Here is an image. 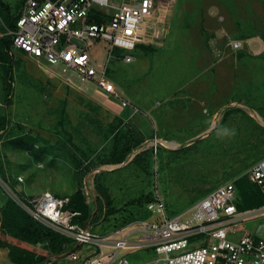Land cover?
<instances>
[{"label": "rangeland", "instance_id": "rangeland-1", "mask_svg": "<svg viewBox=\"0 0 264 264\" xmlns=\"http://www.w3.org/2000/svg\"><path fill=\"white\" fill-rule=\"evenodd\" d=\"M0 1L17 12L19 0ZM253 1L157 0L165 37L160 34L147 49L138 46L130 51L133 61H122L123 50L115 49L109 56L105 42L90 49V65L105 70L112 82L109 91L73 68L9 50L11 56L4 55L3 62L9 68L6 88L0 62V209L9 200L20 207L16 198L49 191L68 198L67 209L76 213L82 226L104 234L130 220L148 218L142 203L155 193L171 214L235 180L242 213L264 205V196L245 180L249 167L264 157V47L257 56L251 55L248 45L254 39L247 40L255 36L261 44L264 21L262 25L249 22L252 15L237 13ZM212 2L236 14L233 17L225 8L221 13L229 18L220 22L216 15L207 14ZM3 21L0 16V25ZM218 22L234 33L223 42L241 34L242 48L247 45L248 53L233 56L226 48L221 54L212 53L221 56L220 63L213 60L204 67L199 48L205 33ZM188 35L199 36L190 44ZM60 80L68 84H59ZM124 108L147 115L150 127L145 137L136 132L134 114L131 118L112 114ZM154 136L160 142L156 153ZM115 151L128 152V159L112 163ZM136 154L142 158L132 161ZM61 238L66 241L58 238L52 243L47 238L32 245L36 253L50 255L56 248L61 252L40 264L60 260L75 248L68 238ZM0 243L22 240L0 226ZM0 250L8 253L6 247ZM126 257L130 264H138L152 262L156 255L139 249ZM2 264L13 263L7 259Z\"/></svg>", "mask_w": 264, "mask_h": 264}, {"label": "built area", "instance_id": "built-area-1", "mask_svg": "<svg viewBox=\"0 0 264 264\" xmlns=\"http://www.w3.org/2000/svg\"><path fill=\"white\" fill-rule=\"evenodd\" d=\"M161 19L157 0H25L14 29L7 33L11 50L73 68L109 91L112 82L105 70L90 65L92 46L105 42L109 56L115 49L123 50L120 58L130 63L134 60L130 51L159 38ZM159 144L153 137L155 153ZM246 179L264 194V157L249 167ZM237 191L235 180L227 181L171 214L154 192L144 204L151 219L130 220L104 234L82 226L76 213L67 209L68 198L49 191L15 202L33 220L75 245L60 260L46 264H130L126 253L139 249L156 257L138 264H264V237L239 233V225L254 211L238 210Z\"/></svg>", "mask_w": 264, "mask_h": 264}, {"label": "trees", "instance_id": "trees-1", "mask_svg": "<svg viewBox=\"0 0 264 264\" xmlns=\"http://www.w3.org/2000/svg\"><path fill=\"white\" fill-rule=\"evenodd\" d=\"M25 0H19V8L16 13H12L10 10V6L6 3L0 1V16L4 19V24L0 25V62H2L1 67L3 71V83L6 88V84L4 82L5 77L7 76V69L9 68L3 63L4 55L10 58L11 55L8 54L9 50H11L12 37L7 33L8 30L14 29L16 19L20 14V8L23 5ZM147 49L149 45H138ZM137 46V47H138ZM2 127H4V121L1 123ZM133 138V137H132ZM128 148V147H127ZM124 150V149H123ZM126 150V149H125ZM127 151V150H126ZM141 154H136L132 159V161H138L137 159L142 158ZM128 159V152L123 153V151H115L112 154V163H121ZM246 183L251 186L247 179L245 178ZM236 183V181H235ZM237 186V198H238V185ZM252 187V186H251ZM259 195H263L257 189L252 187ZM152 198L147 197L143 200L142 204L150 201ZM69 205V203H68ZM67 205V207H68ZM236 205L239 210L238 200L236 199ZM110 209L108 205L106 206L105 214L109 213ZM240 211V210H239ZM79 221V220H78ZM0 226L2 228L10 229L14 232L16 238L22 240V243H14L13 245H9L8 243L1 244L0 246L6 247L8 250L7 257L13 264H40L44 262L45 259L49 257H54L59 255L61 252L59 248L54 249L52 254L47 253H36L32 248V245H35L37 242H43L47 240V238L52 239V243H55L58 238L59 242L66 241V239L61 238L62 236L51 231L50 229H45L37 221L33 220L29 215L25 214V212L18 207L12 200H9L6 205L0 209ZM29 245L27 246L26 245ZM64 252V251H62ZM66 252V251H65Z\"/></svg>", "mask_w": 264, "mask_h": 264}, {"label": "crops", "instance_id": "crops-1", "mask_svg": "<svg viewBox=\"0 0 264 264\" xmlns=\"http://www.w3.org/2000/svg\"><path fill=\"white\" fill-rule=\"evenodd\" d=\"M236 1V0H234ZM229 9L227 7L224 6V8L222 10H220L219 8V4L217 2V4H214V2H212L211 4L209 3V6L207 8V14L208 16H212L213 14L216 15L220 22H223L224 21V17L226 16H223L222 13H224V9ZM225 9V10H226ZM158 10V9H157ZM231 10L229 9L228 10V13L230 15H232L234 17V15L236 14V12H230ZM236 11V10H235ZM222 12V13H221ZM237 13L240 15V14H246V16L249 18V14L252 15V20L249 19V22H257L260 23L262 25V22L264 21V8H263V2L261 0H255L253 1L252 3L249 2V7L245 10V8H240L238 9ZM249 13V14H248ZM157 15L159 17H161V14L159 15V13L157 12ZM244 16V18L246 17ZM172 15H171V19H172ZM162 18V17H161ZM226 18H229V16H227ZM220 22L217 23V25H213V30H208L206 33H205V42L203 43V45L199 48V50L203 49V53L202 54V57H203V66L206 67V66H209V63L211 61H216L217 64L220 63V61H222L220 59L221 56H214L212 55L215 54V53H219L221 54V52L224 50V49H228L229 51V55H233V56H239V57H242L243 55H246L248 52H250V54H254L255 56H257V51L259 50L260 51V47L263 45L264 47V39L261 40V44L260 42H256L255 40H257L258 38H256L255 36H250L249 39L247 40H250V42L254 39V41H252V43H250L248 45V47L250 49H248V52L246 50V47L244 46L242 48V46L244 45L243 42H242V38L241 37V34L237 36H231L230 37H227L228 38V41L227 43L223 42L224 41V38L225 36L227 35H231V34H234V33H230V29L227 30L226 27H224L223 25L220 24ZM170 24V23H169ZM237 26V25H236ZM264 26V25H263ZM234 28H236L234 26ZM238 30V26L236 28ZM257 31V30H256ZM170 33H168V36H169ZM161 35L162 37H165V33L162 34L161 32ZM199 36V35H198ZM198 36H192L191 35H188V38L191 37V39H187L186 42L190 43L191 44V41L194 42L196 40V37ZM233 37V38H232ZM255 37V38H254ZM193 38V39H192ZM241 38V39H240ZM252 39V40H251ZM197 41H198V38H197ZM246 41V40H245ZM201 42V41H200ZM236 42L238 43L237 47H234L233 46V43ZM255 42V43H254ZM197 43V42H196ZM248 44V43H247ZM247 47V48H248ZM200 50V51H201ZM253 52V53H252ZM228 55V56H229ZM227 56V57H228ZM224 57V56H223ZM230 57V56H229ZM231 61V60H230ZM228 61L229 65H232L233 67V64ZM222 63V62H221ZM201 65V66H202ZM220 72V71H219ZM216 79H219L220 75H216L215 76ZM60 82H62L61 80L58 82L60 84ZM217 83V81H215ZM63 84H68L66 83L65 81L62 82ZM57 84V83H56ZM167 99H164V102H166ZM99 102V101H98ZM101 102V101H100ZM170 102V101H168ZM105 102H101V104H104ZM111 108V107H110ZM113 109V108H112ZM115 110V109H114ZM113 113L112 114H116V113H119L124 116L128 115V117L133 115V124H135V128L137 129L136 132L139 133L140 135H143L145 137V134H146V131L148 130V128L150 127L149 123V119L147 118L146 119V114H143V115H139V113H131V111H128L124 108V109H117L115 111H112ZM133 112V111H132ZM154 122L155 121H158V119H154L153 120ZM159 121H161L159 119ZM158 125L159 123H154V126ZM164 124V123H163ZM156 135V134H155ZM156 139H157V136H154ZM254 211V215L251 217V218H247L246 220H244L240 225H239V233H242V232H248L250 234H254V235H257V236H261V237H264V205H262L261 207L253 210ZM7 254L4 253L3 251L0 250V261H6L7 262ZM1 262V264H2Z\"/></svg>", "mask_w": 264, "mask_h": 264}]
</instances>
